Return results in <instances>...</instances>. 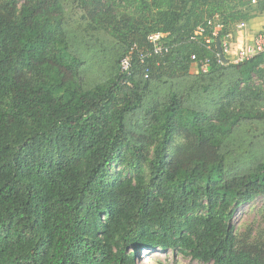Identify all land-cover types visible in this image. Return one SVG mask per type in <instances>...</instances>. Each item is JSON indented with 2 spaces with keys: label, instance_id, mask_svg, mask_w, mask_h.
<instances>
[{
  "label": "trees",
  "instance_id": "trees-1",
  "mask_svg": "<svg viewBox=\"0 0 264 264\" xmlns=\"http://www.w3.org/2000/svg\"><path fill=\"white\" fill-rule=\"evenodd\" d=\"M263 14L264 0H0V264L150 250L264 264V207L257 230L233 223L264 198V53L224 64L217 48ZM216 17L219 37L194 40Z\"/></svg>",
  "mask_w": 264,
  "mask_h": 264
},
{
  "label": "built area",
  "instance_id": "built-area-1",
  "mask_svg": "<svg viewBox=\"0 0 264 264\" xmlns=\"http://www.w3.org/2000/svg\"><path fill=\"white\" fill-rule=\"evenodd\" d=\"M253 3L256 2V0H252ZM207 28H210L212 30L211 37H206L205 40L209 44L212 41V38L215 40L219 37L220 33L223 31L224 26L221 24L218 20V17L209 20L206 26H200L197 28L195 32V36L193 37L194 40H198L200 36H205L207 32ZM237 31H243L245 32L247 30V23L241 22L236 25ZM166 35L161 32L153 33L148 36L149 42H151L154 46V52L155 54H162L164 51H168L167 48L164 47L162 41ZM232 33H228L224 36V38L221 40L222 42V50L225 56L231 55L232 48H231V39H232ZM264 53V36L262 34L255 36L251 40H247L243 46L238 50L236 57L231 60V63L234 64H240L245 61H249L256 56ZM219 62L223 61L220 58V54L218 53ZM144 60V58H142ZM142 60V62H144ZM193 61H197L196 57H192ZM229 62V61H228ZM196 65H199L200 71L207 72L208 71V64L209 60L198 61L195 63ZM121 68L123 72H128L131 69V59L130 57H125L121 62Z\"/></svg>",
  "mask_w": 264,
  "mask_h": 264
},
{
  "label": "rangeland",
  "instance_id": "rangeland-1",
  "mask_svg": "<svg viewBox=\"0 0 264 264\" xmlns=\"http://www.w3.org/2000/svg\"><path fill=\"white\" fill-rule=\"evenodd\" d=\"M84 55H85V49H84ZM83 56V54H82ZM84 57V56H83ZM236 57V55H230V59L233 60ZM197 69L193 68L192 73H197ZM264 207V198H259L256 201H254L252 204H246L241 206L237 209L233 223L237 227L239 232L245 231L248 227H253L254 230H257L258 227H260V223L262 221V216L260 214V210ZM157 250H150L149 252L142 251L139 255L138 262L139 264H153L148 261V258L150 255L156 254L157 261L164 263L165 254L164 252L159 251L156 253ZM169 254L172 255V251H167ZM179 264H198L197 262L186 260V259H179ZM169 264H173L170 262Z\"/></svg>",
  "mask_w": 264,
  "mask_h": 264
},
{
  "label": "crops",
  "instance_id": "crops-1",
  "mask_svg": "<svg viewBox=\"0 0 264 264\" xmlns=\"http://www.w3.org/2000/svg\"><path fill=\"white\" fill-rule=\"evenodd\" d=\"M260 34L264 36V14L256 16L251 22L247 23V30L245 32L235 30L234 33H232L231 55H236L247 40H251ZM193 68H196L198 71L195 65H193L192 69Z\"/></svg>",
  "mask_w": 264,
  "mask_h": 264
},
{
  "label": "water",
  "instance_id": "water-1",
  "mask_svg": "<svg viewBox=\"0 0 264 264\" xmlns=\"http://www.w3.org/2000/svg\"><path fill=\"white\" fill-rule=\"evenodd\" d=\"M217 48H218L221 60L223 61L224 64H226L228 62V59L223 53L221 40L217 41Z\"/></svg>",
  "mask_w": 264,
  "mask_h": 264
}]
</instances>
